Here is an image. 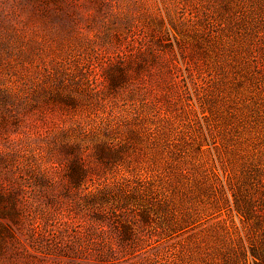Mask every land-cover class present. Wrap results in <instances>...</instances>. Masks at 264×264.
<instances>
[{"label": "rangeland", "instance_id": "374dc122", "mask_svg": "<svg viewBox=\"0 0 264 264\" xmlns=\"http://www.w3.org/2000/svg\"><path fill=\"white\" fill-rule=\"evenodd\" d=\"M231 1L0 0V264H259L222 165L264 185V23L215 28Z\"/></svg>", "mask_w": 264, "mask_h": 264}, {"label": "trees", "instance_id": "16d2710c", "mask_svg": "<svg viewBox=\"0 0 264 264\" xmlns=\"http://www.w3.org/2000/svg\"><path fill=\"white\" fill-rule=\"evenodd\" d=\"M236 1L237 0L228 2V5L224 4V6L227 7V10L222 14L223 18L221 17V20L224 22L216 23L215 28L223 29L226 25L235 28V26H240L242 22L245 28L250 24L253 26L254 24L258 25L264 23V0H250L252 1V5L249 9H245V7L241 6L244 10H240L239 8V11L234 12L233 10L238 8V3H236ZM236 13L239 14L236 15ZM249 21L251 23H249ZM251 45L253 47L251 56L256 64L255 68L260 71L264 68V39L260 36H255ZM152 56L154 58L159 57L158 53H154ZM121 62H123V58L119 57L118 63ZM222 167L224 169L226 184L231 191L236 213L241 216L244 222L254 220L255 223L264 224V190H259V188H264L261 180H256L252 171L245 168L242 171L244 174H242L241 178L235 181L234 178L229 177L225 166L222 165ZM248 183L249 185L253 184L254 188H248ZM112 213L116 214V212ZM262 231H264V228ZM254 259L257 260L259 264L264 263V257L254 256Z\"/></svg>", "mask_w": 264, "mask_h": 264}]
</instances>
